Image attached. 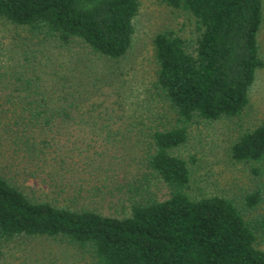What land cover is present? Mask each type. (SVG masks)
Listing matches in <instances>:
<instances>
[{"label": "trees", "instance_id": "trees-1", "mask_svg": "<svg viewBox=\"0 0 264 264\" xmlns=\"http://www.w3.org/2000/svg\"><path fill=\"white\" fill-rule=\"evenodd\" d=\"M158 1L190 15L194 32L154 37L140 101L163 107L141 117L123 101L129 80L118 87L79 62L57 64L76 46L98 61L125 58L139 0H0V249L43 238L91 264H264V119L242 126L228 149L249 185L197 191L193 162L180 153L192 125L238 120L249 107L264 69V0ZM127 158L124 213L87 206L84 173L108 180Z\"/></svg>", "mask_w": 264, "mask_h": 264}, {"label": "rangeland", "instance_id": "rangeland-1", "mask_svg": "<svg viewBox=\"0 0 264 264\" xmlns=\"http://www.w3.org/2000/svg\"><path fill=\"white\" fill-rule=\"evenodd\" d=\"M140 9L136 18V35L133 45L125 58L119 61H98L90 57L86 49L76 46L70 52L57 55V64H63L66 68L72 61L84 69L99 73L108 74V78L121 87L123 80H129V98L126 103L131 102L134 107H139L137 115L141 117L144 114L151 113V105L155 103L157 107H163L158 102H148L146 99L141 103L144 97V85L150 87V81L153 76L154 59H153V39L165 30H179L185 38L193 37L194 19L187 13L172 9L158 0H139ZM261 45L264 51V23L260 34ZM73 65V64H71ZM92 69V70H91ZM46 70H49L48 68ZM124 86V85H123ZM134 87V90H133ZM142 92V93H141ZM250 105L243 116L238 120H225L215 123L197 122L189 129V140L180 150V153L191 158L194 169V188L216 191L218 189H234L237 185H249L245 178L239 176L238 165L235 164L228 153L229 146L233 136L241 129L242 126H248L264 119V69L258 74L257 81L253 86L250 94ZM139 104H137L138 102ZM141 103V104H140ZM127 105H125L126 108ZM160 110V109H159ZM168 107H166V111ZM146 112V113H145ZM169 111H167L168 113ZM115 150H110L112 154ZM136 154L128 153V157ZM129 158L126 164L116 166L114 169L118 173L108 180L103 178H92V172L89 170L84 173V177L91 181V184L84 183L85 189H89L93 197L88 201L89 207L96 209L104 214H115L116 212L124 213L130 197H133V190L130 191L128 183L129 176L134 173V167H129ZM126 165V167H125ZM113 174V173H110ZM82 177V176H81ZM27 185L37 190L39 188L46 190V185L38 184L31 180ZM95 189V191H94ZM153 192L160 199L166 197L167 190L165 185L155 183ZM127 210V209H126ZM257 246L264 250V238H259ZM0 264H91L87 255L79 252L74 247L62 244L58 241H52L43 238H22L4 244L0 249Z\"/></svg>", "mask_w": 264, "mask_h": 264}]
</instances>
